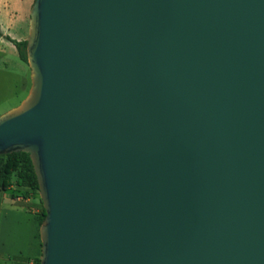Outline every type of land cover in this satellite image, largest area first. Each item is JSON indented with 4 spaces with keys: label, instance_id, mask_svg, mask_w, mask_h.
<instances>
[{
    "label": "water",
    "instance_id": "obj_1",
    "mask_svg": "<svg viewBox=\"0 0 264 264\" xmlns=\"http://www.w3.org/2000/svg\"><path fill=\"white\" fill-rule=\"evenodd\" d=\"M39 264H264V0H35Z\"/></svg>",
    "mask_w": 264,
    "mask_h": 264
},
{
    "label": "crops",
    "instance_id": "obj_2",
    "mask_svg": "<svg viewBox=\"0 0 264 264\" xmlns=\"http://www.w3.org/2000/svg\"><path fill=\"white\" fill-rule=\"evenodd\" d=\"M34 2L0 0V63L8 76L6 84L23 90L20 104L29 94L32 80L31 68L23 64L15 42L28 40ZM16 107L3 110L0 116ZM34 229L37 227L25 207L16 205L9 191L0 192V264H34L38 245Z\"/></svg>",
    "mask_w": 264,
    "mask_h": 264
},
{
    "label": "trees",
    "instance_id": "obj_3",
    "mask_svg": "<svg viewBox=\"0 0 264 264\" xmlns=\"http://www.w3.org/2000/svg\"><path fill=\"white\" fill-rule=\"evenodd\" d=\"M19 57L28 61V41L15 42ZM13 186L25 190L24 197L36 196L40 204V228L45 219V209L40 197V187L30 155L24 152L0 155V192L11 190ZM13 199L18 196L13 194ZM41 239V237H40ZM42 255V241H41ZM34 259V264L40 263V257Z\"/></svg>",
    "mask_w": 264,
    "mask_h": 264
},
{
    "label": "rangeland",
    "instance_id": "obj_4",
    "mask_svg": "<svg viewBox=\"0 0 264 264\" xmlns=\"http://www.w3.org/2000/svg\"><path fill=\"white\" fill-rule=\"evenodd\" d=\"M23 64L25 65V67L28 66L24 62H23ZM7 80H8V76L3 70V64L0 63V113H2L3 110L8 109L9 107L16 106V105L18 107L19 105H21L20 104V101L22 99L21 95H23V92H21V91H23V90H21V89L20 90H16V88L14 86L9 87L6 84ZM19 80L20 79L18 77V81H17L18 84H19ZM24 95H26L25 92H24ZM9 194L11 196L13 194L18 196L16 199H14L15 204L18 205V206L25 207L28 216H30V218L33 220L34 228L37 227V229H34V236H35V239H37V242H38L35 255H36V257H39L41 255V246H40V244H41V239H40V204H39V199L36 196H32L31 198H25L24 197L25 190L18 189L16 186H13L11 188V190H9Z\"/></svg>",
    "mask_w": 264,
    "mask_h": 264
},
{
    "label": "built area",
    "instance_id": "obj_5",
    "mask_svg": "<svg viewBox=\"0 0 264 264\" xmlns=\"http://www.w3.org/2000/svg\"><path fill=\"white\" fill-rule=\"evenodd\" d=\"M20 199V198H19Z\"/></svg>",
    "mask_w": 264,
    "mask_h": 264
}]
</instances>
